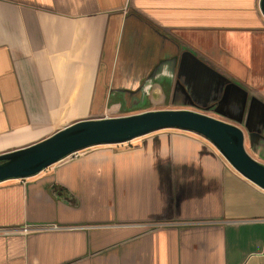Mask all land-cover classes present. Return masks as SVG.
<instances>
[{
  "label": "crops",
  "instance_id": "crops-1",
  "mask_svg": "<svg viewBox=\"0 0 264 264\" xmlns=\"http://www.w3.org/2000/svg\"><path fill=\"white\" fill-rule=\"evenodd\" d=\"M260 1L0 0V154L163 108L237 124L264 154L247 136L264 130ZM131 141L0 182V264H264L263 188L201 134Z\"/></svg>",
  "mask_w": 264,
  "mask_h": 264
},
{
  "label": "water",
  "instance_id": "water-1",
  "mask_svg": "<svg viewBox=\"0 0 264 264\" xmlns=\"http://www.w3.org/2000/svg\"><path fill=\"white\" fill-rule=\"evenodd\" d=\"M260 4L264 14V0ZM167 128L203 135L240 174L264 189V163L247 150L244 129L211 114L188 108L151 109L78 120L41 141L0 154V182L35 176L78 150L101 144L124 143Z\"/></svg>",
  "mask_w": 264,
  "mask_h": 264
},
{
  "label": "flooded vegetation",
  "instance_id": "flooded-vegetation-1",
  "mask_svg": "<svg viewBox=\"0 0 264 264\" xmlns=\"http://www.w3.org/2000/svg\"><path fill=\"white\" fill-rule=\"evenodd\" d=\"M188 100L190 102H192L194 105H196L197 104L196 102H198L199 106H201V108L209 110V111H216V109L221 108V102H219V100H217V99H215V100L214 99H206V100L199 101L198 99L193 98L191 95L189 96V94H188ZM260 127L264 129V122L261 124ZM247 136L249 137V139L252 140L253 143H259V142L264 143V130H259V129L254 130V131L248 133Z\"/></svg>",
  "mask_w": 264,
  "mask_h": 264
},
{
  "label": "rangeland",
  "instance_id": "rangeland-1",
  "mask_svg": "<svg viewBox=\"0 0 264 264\" xmlns=\"http://www.w3.org/2000/svg\"><path fill=\"white\" fill-rule=\"evenodd\" d=\"M188 109H193V110H197V109H194V108H188ZM117 111H119V112H121V111H123V109L122 110H117ZM117 111H113V110H109V111H105L104 112V114H103V116H101V117H105V116H111L110 114H114V112L116 113ZM198 111H200V110H198ZM140 112H142V111H140ZM201 112H203V111H201ZM136 113H138V112H136ZM206 113V112H205ZM132 114V113H131ZM209 114V113H208ZM125 115H127V114H125ZM214 116V115H213ZM181 130V129H180ZM138 138H140V137H138ZM135 139H137V138H135ZM135 139H133V140H135ZM132 141H128V142H125V143H116V144H111V146H120V145H131L132 143H131ZM211 142V141H210ZM212 143V142H211ZM213 144V143H212ZM214 145V144H213ZM215 146V145H214ZM246 147H247V150L249 151V153L252 155V156H254L256 159H258L259 161H261V162H263L264 163V154H259V153H257V152H255V150L252 148V146H251V143H250V141L249 140H246ZM229 162V161H228ZM230 164V163H229Z\"/></svg>",
  "mask_w": 264,
  "mask_h": 264
},
{
  "label": "built area",
  "instance_id": "built-area-1",
  "mask_svg": "<svg viewBox=\"0 0 264 264\" xmlns=\"http://www.w3.org/2000/svg\"><path fill=\"white\" fill-rule=\"evenodd\" d=\"M85 149H82V150H78V151H75L73 152L72 154H70L68 157L66 158H76V157H79L83 152H84ZM34 226H30V225H27L25 226L23 229L25 231H29L33 228ZM45 229L46 228H57L59 227L57 224H52V225H47V226H43ZM42 228V227H41ZM3 230L2 228H0V231Z\"/></svg>",
  "mask_w": 264,
  "mask_h": 264
}]
</instances>
